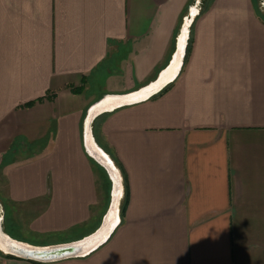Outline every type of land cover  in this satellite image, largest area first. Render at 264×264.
I'll return each mask as SVG.
<instances>
[{"label":"crops","instance_id":"0c3cea01","mask_svg":"<svg viewBox=\"0 0 264 264\" xmlns=\"http://www.w3.org/2000/svg\"><path fill=\"white\" fill-rule=\"evenodd\" d=\"M193 4L0 0V202L36 240L6 236L100 231L113 195L85 147L90 112L160 80ZM206 9L172 81L91 123L122 176L117 225L45 264H264V0ZM0 264L36 263L0 249Z\"/></svg>","mask_w":264,"mask_h":264},{"label":"bare ground","instance_id":"6f19581e","mask_svg":"<svg viewBox=\"0 0 264 264\" xmlns=\"http://www.w3.org/2000/svg\"><path fill=\"white\" fill-rule=\"evenodd\" d=\"M198 13V8L196 6L193 7V9L190 12V15L185 19L184 27L182 35L179 37V52L177 53L171 67L165 71L160 80L149 87L147 90L141 92L140 94L133 95L130 98H108L104 100L103 102L96 105L90 112L89 118H88V126H87V132H86V145L89 155H91L94 159H96L99 163L106 166L111 176L113 177L115 181V191H114V204L112 210L109 212L108 216L106 217L105 223L103 228L100 230L98 234L93 236L92 238L88 239L83 245H82V253H87L94 247H96L101 242H104L108 236L111 234L113 229L118 223V213H119V206H120V199L123 193V184H122V176L113 163V161L102 151L99 149V147L96 145V143L93 140V137L91 135L90 131V123L93 121L96 116L99 114L111 110L114 107L126 103V102H133L141 99H145L151 94L157 92L162 87H164L166 84H168L170 81H172L175 76L177 75V72L179 71V68L182 64V58L184 55V49L186 46V41L189 36V27L192 22V20L195 18V16ZM0 249L2 252H4L7 255H16L21 257H27L29 256V251H35V249L27 244L17 242L8 236L2 231V228L0 227ZM32 256V255H31Z\"/></svg>","mask_w":264,"mask_h":264},{"label":"water","instance_id":"95a60500","mask_svg":"<svg viewBox=\"0 0 264 264\" xmlns=\"http://www.w3.org/2000/svg\"><path fill=\"white\" fill-rule=\"evenodd\" d=\"M178 52H179V47L177 49L176 55H177ZM145 90H147V89H145ZM140 93H138V94H140ZM137 101H139V100H137ZM133 102H135V101H133ZM128 103H132V102H126V103H123V104H128ZM120 105H122V104H120ZM91 123H92V121H91ZM91 123H90V131H91ZM85 147H86V150H87V145L86 144H85ZM94 160L96 162H98L96 159H94ZM100 165L102 167H104L108 171V174L110 175L111 181L113 183V201H112V205H111V209H110V211H111L112 208H113V204H114L115 181H114L113 177L111 176V173H110L109 169L106 166L102 165L101 163H100ZM99 232L100 231H98V233ZM98 233H96V234H98ZM95 235H93V236H95ZM93 236H90V237H88V238H86V239H84L82 241H79V242H76V243H70V244L55 245V246H50V247H34V246H31V247H33L35 249V251L34 250L33 251H29L30 255L27 256V257H21V256H16V255H9V256L15 257V258H18V259L32 261V262H35V263H40V264L53 263V262H59V261L67 260V259L84 257V256H87L88 254H90L91 252H93L97 247H99L103 243V242H101L100 244H98L96 247H94L93 249H91L89 252H87L85 254L82 253V251H81L82 245L88 239L92 238Z\"/></svg>","mask_w":264,"mask_h":264},{"label":"rangeland","instance_id":"374dc122","mask_svg":"<svg viewBox=\"0 0 264 264\" xmlns=\"http://www.w3.org/2000/svg\"><path fill=\"white\" fill-rule=\"evenodd\" d=\"M258 1L260 3V8L262 9L263 0H258ZM212 2H213V0H194L193 7L194 6L198 7V12H201L202 13V12H205L207 10L206 8H208L212 4ZM261 15L262 16L264 15V11H263V13H260V16ZM85 142H86V140H85ZM105 154L109 157L108 153H105ZM93 161L95 162V160H93ZM96 163H97V165H99V169H101L100 171H102L105 174L104 175V179L105 178L107 179V177H108V175H107L108 171L104 167H102L100 165V163H98V162H96ZM106 179H105V182H106L105 184L107 186V193H110L111 195H113V183L111 184V181L109 180V178H108V180H106ZM15 213H16L15 211H11L10 209H8V211H7L6 208L4 207V204L2 202H0V227L2 228V230H4L3 228L6 226V229L9 232L13 233V234H18V232H20L19 234H25L27 237H29V238H35V240H36V236L32 235L28 231H25V228L23 226H19L18 227L14 223H12V221L9 220ZM14 217H15V215H14ZM104 223L105 222L103 220L102 226L104 225ZM96 233H98V232H96ZM67 238H68V236L63 235V234L47 235V236H44L41 239V241H38L39 242L38 244H42V245H46V246H55V245L62 244L61 242H66L68 240ZM37 240H39V239H37Z\"/></svg>","mask_w":264,"mask_h":264},{"label":"trees","instance_id":"16d2710c","mask_svg":"<svg viewBox=\"0 0 264 264\" xmlns=\"http://www.w3.org/2000/svg\"><path fill=\"white\" fill-rule=\"evenodd\" d=\"M260 18L264 21V15L263 16L261 15ZM190 51H191V41H190V44H189V46L187 48V53H186V57H185V63H186V61H187V59L189 57ZM36 264H40V263H36Z\"/></svg>","mask_w":264,"mask_h":264}]
</instances>
